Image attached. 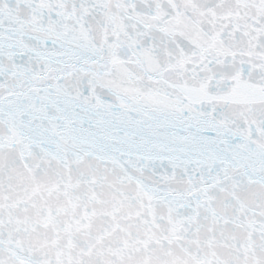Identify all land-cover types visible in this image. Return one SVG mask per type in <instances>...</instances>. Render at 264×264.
<instances>
[{
	"label": "snow or ice",
	"instance_id": "6c2138e0",
	"mask_svg": "<svg viewBox=\"0 0 264 264\" xmlns=\"http://www.w3.org/2000/svg\"><path fill=\"white\" fill-rule=\"evenodd\" d=\"M0 264H264V0H0Z\"/></svg>",
	"mask_w": 264,
	"mask_h": 264
}]
</instances>
